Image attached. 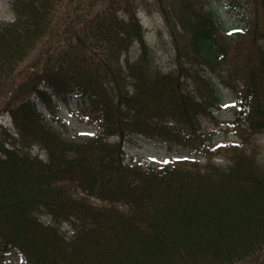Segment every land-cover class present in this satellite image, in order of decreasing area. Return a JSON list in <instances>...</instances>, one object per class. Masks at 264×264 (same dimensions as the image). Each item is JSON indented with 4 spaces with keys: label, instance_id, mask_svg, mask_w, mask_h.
Wrapping results in <instances>:
<instances>
[{
    "label": "trees",
    "instance_id": "1",
    "mask_svg": "<svg viewBox=\"0 0 264 264\" xmlns=\"http://www.w3.org/2000/svg\"><path fill=\"white\" fill-rule=\"evenodd\" d=\"M96 1L11 0L15 19L0 22V97L41 45L49 93L35 88V96L50 113L51 95L74 98L97 131L77 141L29 97L8 107L13 131L0 132V253L16 250L27 264H264V143L256 139L264 134V0L256 67L234 115L240 143L219 149L225 166L211 162L199 129L207 103L221 101L218 90L206 82L198 100L181 80L185 70L213 71L226 58L233 38L222 37L231 25L216 13L219 2L202 12L182 0L187 44L175 49V69L163 73L153 67L135 15L113 5L91 12ZM60 13L69 15L58 25ZM133 135L207 162L141 166L124 161L120 143L104 142Z\"/></svg>",
    "mask_w": 264,
    "mask_h": 264
},
{
    "label": "rangeland",
    "instance_id": "2",
    "mask_svg": "<svg viewBox=\"0 0 264 264\" xmlns=\"http://www.w3.org/2000/svg\"><path fill=\"white\" fill-rule=\"evenodd\" d=\"M125 1L128 3L132 2L131 8L135 10L139 22L142 25L145 43L153 53L152 62L154 67H157L163 72L173 70L175 68L173 43L180 47L186 40L185 32L181 30L175 20L177 10L176 0L170 5H168L170 0H161L163 8H161L155 0ZM208 1L219 2L220 6L218 12L223 16H230V21L236 20L242 23V25L249 23L252 30L255 26L259 29V25L261 24V11L258 8V0H234L236 3H239V5L232 11V14H227L226 9V3L232 0H198V5L206 6ZM106 3V1H101L95 8L100 10ZM164 13H168L166 18ZM12 17L13 15L9 10V0H0V20L9 21ZM62 20L63 17H59L58 24ZM171 29L174 30L172 34ZM249 34L237 38L235 43H239L237 44L238 46L243 45L246 49L242 54L227 55L225 62L221 64L220 72L199 71L195 79V76H192L185 70V75L181 77L184 90L196 97H200V93L203 92L206 87L204 81L210 77L212 78L210 84L216 87L224 98L222 107L220 109H218V107H212V113L202 121V127L206 130L208 135H211L210 145H212L213 148L226 146L228 144L233 145L236 140L238 141V135L232 130L230 122L233 119V114L236 109L235 92L243 91L242 84L246 81L245 78L247 76L246 68L255 67L254 59L248 54L250 53L254 40V37H251ZM33 54H37V50L31 53L28 60ZM136 54L137 47H134L129 51L128 55L130 58H134ZM26 62L27 60L23 65H25ZM218 77H223V81H220ZM21 83L22 84L16 88V95L25 92V96H32V94L28 92V89L32 87L33 84L39 82H35V80L28 75L27 78L25 77L22 79ZM10 97L11 96L8 94V96L0 100V130L11 127L6 107L4 106L5 101ZM10 103L16 104L17 99H13ZM39 109L43 110L40 107ZM55 110L63 116L65 121L69 122H67L68 125L77 137H92L95 133L92 126L80 121L76 113V103L74 100L69 99L66 104L58 102L57 109ZM116 140L115 138H110L108 142L113 143ZM259 140L261 142L264 141L263 134L259 136ZM122 151L125 159H133L135 163L138 162L143 165L151 166H159L167 159L172 158V156L173 158L184 157L183 153H176L177 155H171L170 157V155L166 153L165 146L159 143H153L141 136H131L128 140H124L122 142ZM221 156L222 157H214V161L216 163H224L223 158H225V155L223 152H221ZM200 163H202V161ZM90 201L98 200L91 197ZM0 264H23V262L17 252L10 251L5 256L3 255L0 257Z\"/></svg>",
    "mask_w": 264,
    "mask_h": 264
}]
</instances>
